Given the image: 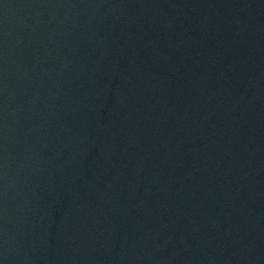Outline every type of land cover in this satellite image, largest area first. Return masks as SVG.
<instances>
[{
	"label": "water",
	"instance_id": "1",
	"mask_svg": "<svg viewBox=\"0 0 264 264\" xmlns=\"http://www.w3.org/2000/svg\"><path fill=\"white\" fill-rule=\"evenodd\" d=\"M0 264H264V0H0Z\"/></svg>",
	"mask_w": 264,
	"mask_h": 264
}]
</instances>
